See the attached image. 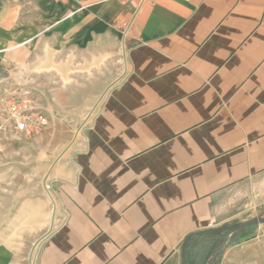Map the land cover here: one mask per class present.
<instances>
[{
	"label": "crops",
	"instance_id": "1",
	"mask_svg": "<svg viewBox=\"0 0 264 264\" xmlns=\"http://www.w3.org/2000/svg\"><path fill=\"white\" fill-rule=\"evenodd\" d=\"M29 1L0 4V75L91 80L122 58L49 173L59 217L35 264H162L235 219L228 197L264 178V0H62L57 46Z\"/></svg>",
	"mask_w": 264,
	"mask_h": 264
},
{
	"label": "rangeland",
	"instance_id": "2",
	"mask_svg": "<svg viewBox=\"0 0 264 264\" xmlns=\"http://www.w3.org/2000/svg\"><path fill=\"white\" fill-rule=\"evenodd\" d=\"M15 1L24 7H30L29 0H0V4H13ZM61 4L62 0L32 2L33 7L36 5L39 12L40 36H44L47 26L55 24L56 36L53 42L51 41L55 46L58 43L62 44L61 36L57 33L61 32L59 26L65 19ZM124 29L125 27L122 28L119 38ZM40 39L41 43L46 42L45 36ZM115 57L118 58L114 63L104 65L102 75L91 80L85 78L63 80L64 69L57 65L45 69L46 72L39 74L38 77L25 78L27 87H31L35 95L38 108L47 116L51 110V117L54 120L51 118L52 121L48 124L52 125L51 134L45 133L46 127L28 138L12 140L0 154V264H35L38 240L48 232L52 218L54 222L59 217L57 199L51 188L49 173L59 156L63 161L79 148L89 107L93 106L106 85L121 71L120 53ZM88 60L89 56L86 69L83 70L89 73L94 65L91 66ZM75 67L71 66L72 72L78 68ZM91 74L95 76L94 73ZM40 196L42 202L39 201ZM26 200L33 204L25 205ZM33 207L38 209L35 211ZM227 208L230 213L238 214L235 219L207 229H218L244 220L264 217V178L256 183L246 184L244 192L228 197ZM198 231L202 230L195 232ZM223 234V237H226L225 241L221 240L223 237L213 241L215 245L223 244L222 255L217 264H246L243 263L244 259L250 262L248 264H255V250L264 249V225L241 231L237 246H227L233 234L229 235L227 232ZM184 238L177 248V253L162 264H181ZM244 241H247L244 250L247 256L242 257L243 254L240 252L242 246L239 245ZM204 242L199 243L200 249L191 253L189 260L187 256V264H210L209 257L202 256L206 247L203 245ZM256 259L259 260L258 256ZM258 262L257 264H264V254L262 261Z\"/></svg>",
	"mask_w": 264,
	"mask_h": 264
},
{
	"label": "built area",
	"instance_id": "3",
	"mask_svg": "<svg viewBox=\"0 0 264 264\" xmlns=\"http://www.w3.org/2000/svg\"><path fill=\"white\" fill-rule=\"evenodd\" d=\"M26 83L0 75V154L10 141L28 138L49 124Z\"/></svg>",
	"mask_w": 264,
	"mask_h": 264
},
{
	"label": "water",
	"instance_id": "4",
	"mask_svg": "<svg viewBox=\"0 0 264 264\" xmlns=\"http://www.w3.org/2000/svg\"><path fill=\"white\" fill-rule=\"evenodd\" d=\"M60 157L61 156H59L58 159ZM56 161L54 162V164L56 163ZM52 225H53V218L51 220L50 228H49L48 232L45 235H47L51 231ZM257 225H264V217L252 218V219H249V220H244V221L238 222L236 224H233V225H230V226H224V227H221V228H218V229H206V230H202V231H198V232H192V233L188 234L184 238V242H183V246H182L181 264H187L188 249L190 247L192 238H194V237H197V238H202V237H223L224 236V234H223L224 232H227L229 235H232V234L238 232L239 230L250 228V227H253V226H257ZM44 237L45 236L41 237L38 240V243Z\"/></svg>",
	"mask_w": 264,
	"mask_h": 264
},
{
	"label": "trees",
	"instance_id": "5",
	"mask_svg": "<svg viewBox=\"0 0 264 264\" xmlns=\"http://www.w3.org/2000/svg\"><path fill=\"white\" fill-rule=\"evenodd\" d=\"M251 228H253V227L242 229V230H239L238 232L234 233L229 238V241L227 242V246L236 245L238 243V240H239L238 239L239 233L241 231L249 230ZM203 238H209V240L205 244H203L206 247L204 248L202 256L206 257V258L209 257L210 264H217L218 260L220 259L221 255H222L223 244L220 243L219 245H215L213 241L215 238L218 239L219 237H202V238L194 237V238H192L191 244L189 247V251H188V260L191 258V253L197 252L200 249L201 246H199L200 244H198V243H199V240L203 239ZM225 239H226V237L221 238L222 241H225ZM192 259H194V257H192Z\"/></svg>",
	"mask_w": 264,
	"mask_h": 264
}]
</instances>
